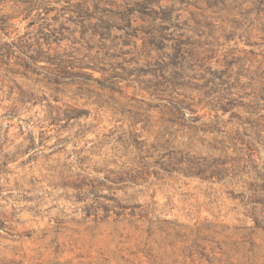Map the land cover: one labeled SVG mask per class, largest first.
Instances as JSON below:
<instances>
[{
    "label": "rangeland",
    "instance_id": "rangeland-1",
    "mask_svg": "<svg viewBox=\"0 0 264 264\" xmlns=\"http://www.w3.org/2000/svg\"><path fill=\"white\" fill-rule=\"evenodd\" d=\"M17 263L264 264V0H0Z\"/></svg>",
    "mask_w": 264,
    "mask_h": 264
},
{
    "label": "trees",
    "instance_id": "trees-1",
    "mask_svg": "<svg viewBox=\"0 0 264 264\" xmlns=\"http://www.w3.org/2000/svg\"><path fill=\"white\" fill-rule=\"evenodd\" d=\"M6 17L11 18L12 16L11 15H7ZM11 263H16V261L12 260ZM17 264H20V263H17Z\"/></svg>",
    "mask_w": 264,
    "mask_h": 264
}]
</instances>
